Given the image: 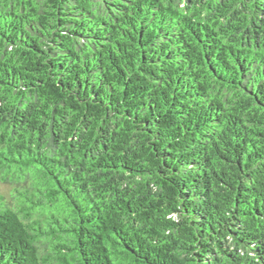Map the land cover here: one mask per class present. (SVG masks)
I'll use <instances>...</instances> for the list:
<instances>
[{
	"label": "trees",
	"instance_id": "trees-1",
	"mask_svg": "<svg viewBox=\"0 0 264 264\" xmlns=\"http://www.w3.org/2000/svg\"><path fill=\"white\" fill-rule=\"evenodd\" d=\"M0 184V264H264V0H0Z\"/></svg>",
	"mask_w": 264,
	"mask_h": 264
},
{
	"label": "rangeland",
	"instance_id": "rangeland-1",
	"mask_svg": "<svg viewBox=\"0 0 264 264\" xmlns=\"http://www.w3.org/2000/svg\"><path fill=\"white\" fill-rule=\"evenodd\" d=\"M0 187L3 188V187H6V186L0 184ZM7 187H9V186H7Z\"/></svg>",
	"mask_w": 264,
	"mask_h": 264
}]
</instances>
